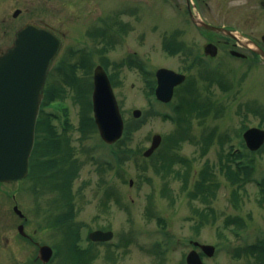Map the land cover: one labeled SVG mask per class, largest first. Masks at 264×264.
Here are the masks:
<instances>
[{
	"label": "rangeland",
	"instance_id": "rangeland-1",
	"mask_svg": "<svg viewBox=\"0 0 264 264\" xmlns=\"http://www.w3.org/2000/svg\"><path fill=\"white\" fill-rule=\"evenodd\" d=\"M248 8L251 20L244 19L240 25L260 37L264 34V12L256 2L248 4ZM18 9L22 13L13 18ZM27 22L49 25L63 35V46L53 62L49 81L63 85L61 73L70 72L67 63H78L82 56L91 58L92 66L79 68L77 76L89 83L93 82L95 67L104 59L109 61L110 73L118 71L119 83L114 91L127 131L131 127L124 144H105L96 129L82 134L81 104L70 86H65L64 102L60 104L67 110L71 127L62 131L58 126L60 122L62 125V117L53 120L57 131L65 132L70 139L73 157L80 166L72 189L75 222L83 225L82 246L89 245L86 237L97 229L113 231L115 239L111 243L119 244L116 248L96 243L92 247L96 255L93 264H185L193 249L191 241L216 248L212 258L204 257L205 264H255V258L235 253L264 239V205L255 181L264 178V147L256 153L247 152L242 138L248 128L264 129V64L252 58L238 60L224 55V51L213 60L207 59L205 35L189 20L184 0H0V52L12 45L15 32ZM166 39L182 44L189 52L168 55L163 48ZM130 61L143 62L154 80L160 68L186 74L187 84L176 91L169 105L161 104L148 96L150 89L144 76L129 66ZM116 64L123 66L117 69ZM205 76L222 80L229 90L207 82ZM191 88L199 101L209 100L213 110L206 117L193 114L188 124L192 141L174 145L172 138L181 131L180 126L164 116L174 115L173 107L180 103L182 95L189 97L187 90ZM136 109L142 112L139 119L133 115ZM47 110L62 116V111ZM210 133L215 136L204 145L203 138ZM157 134L163 137L161 147L150 158L144 157ZM228 138H232L229 143ZM234 145L247 153L248 163H254L251 179L240 188L229 181L222 159ZM161 154H178L190 160L189 190L207 167L214 175L217 188L210 207L216 218L199 230L196 225L200 219L193 209L202 210L207 205L191 200L181 180L173 175L164 179L155 171L154 164ZM43 181L32 177L0 184V264H42L38 260L39 245H60V227L47 228L57 212V195L42 186ZM234 190L238 192L236 203ZM15 205L25 214L26 222L14 212ZM230 217H241L245 225L226 226ZM20 224L25 225L31 241L20 236ZM62 257L60 252L48 264H62Z\"/></svg>",
	"mask_w": 264,
	"mask_h": 264
},
{
	"label": "trees",
	"instance_id": "trees-1",
	"mask_svg": "<svg viewBox=\"0 0 264 264\" xmlns=\"http://www.w3.org/2000/svg\"><path fill=\"white\" fill-rule=\"evenodd\" d=\"M163 47L166 52L175 55L182 50L183 45L166 39ZM91 60V58L84 56L78 63H67L68 71L70 72L65 71L61 73L63 85L55 80L48 81L43 103V106L63 103L66 94L65 86L73 88L75 91L74 98L77 103L81 104L82 110L79 129L84 135L94 129L97 130L92 117L91 94L93 83H89L85 79L78 77L77 70L79 68L90 69L92 66V63H90ZM104 60H102V64L106 68H109V61L107 59ZM122 66L123 64L115 65L117 69L122 68ZM129 66H133L131 68L136 67L141 72L150 89V93L153 94L155 80L152 79V74L145 69V65L139 61H136V63L130 61ZM110 76L114 86H117L119 83L117 80L118 71L112 72ZM187 93H189V97L182 95L180 104L176 107V112L179 115L177 122L181 129L180 133H178L179 135L176 137L179 141H183L186 138L188 124L191 121L192 115L195 113L208 115L211 108L208 104H201L199 99L196 98V93L192 91ZM130 133L131 127L128 126L126 134H129V136H127L125 140L130 137ZM125 140H122L121 144H124ZM209 142L210 138H207L205 143L207 144ZM220 143L223 145L224 141L221 140ZM173 144L178 145L179 142L173 140ZM205 151H207V149ZM74 152L70 144V139L67 137L66 133H59L56 125L53 124L51 116L42 111L37 125L36 146L31 159V177H41L44 180L43 185L48 187L49 191L57 195L55 202L58 203V213L50 218L49 227L53 228L58 226L56 229L60 227V230H62L61 232H63L59 242V249L63 254L62 264H93L96 255L92 247L95 244L90 242L87 237V240L90 242L89 245L82 246L81 230L83 225L74 221L75 209L72 188L80 169L78 160L73 158ZM243 158L244 154L242 153L236 155L225 153L222 156L224 167L227 169L226 176L232 185L239 184L238 188L251 179L252 171H254V163L252 160V164L243 161L237 162V160ZM178 164L182 166L176 169L175 166ZM154 168L158 174H163L164 179H166L167 176L173 175L175 179L181 180L183 189L187 191L191 200H199L202 204L207 205L206 208L202 210L197 208L193 209L194 213L197 214L200 219L199 223L196 225V230L204 226L205 222L216 218V212L210 207V204L215 194L214 188H217V182L214 181L215 177L209 167L201 172L199 180L195 182L192 190H189L191 171V162L189 159L179 156L178 154H161L154 164ZM257 185L261 192L260 201L264 205V180L262 182H257ZM163 195L166 196L167 193L163 191ZM169 198L171 200V196H169ZM233 198L236 203L238 201V192L236 190L233 191ZM171 202L173 203V201ZM230 224H237L242 227L245 225V221L241 217H230L226 221V226H230ZM240 251L241 252L235 253V256L240 257L243 253V255L247 257L255 258V264H264V239L256 244L247 245ZM250 263L249 261L246 264Z\"/></svg>",
	"mask_w": 264,
	"mask_h": 264
},
{
	"label": "water",
	"instance_id": "water-1",
	"mask_svg": "<svg viewBox=\"0 0 264 264\" xmlns=\"http://www.w3.org/2000/svg\"><path fill=\"white\" fill-rule=\"evenodd\" d=\"M20 13L16 11L14 17ZM193 19L205 30L238 37L233 30L213 27L198 16ZM241 43L264 59V51L259 46L246 39ZM210 47L207 52L216 55V51ZM60 49L61 40L51 30L30 23L18 31L12 47L0 56V183L21 181L29 175V161L35 144L44 88L51 64ZM156 76V96L165 103L172 100L175 88L186 80L185 75L166 68L159 69ZM92 100L95 121L102 139L108 144L116 143L124 134L125 124L111 80L101 65L94 72ZM134 116L139 118L141 111H134ZM244 139L249 149L257 151L264 145V130L251 128L244 134ZM161 142L162 136L155 135L151 147L144 155L150 157ZM14 210L24 217L18 206ZM18 230L21 235H26L24 225H20ZM112 237V232L103 231H95L90 235L96 242L108 241ZM195 245L199 246L198 243ZM201 248L209 257L215 254L213 246L202 245ZM52 255L53 250L49 246L40 247L39 258L43 262H49ZM187 264L204 263L200 254L193 250L187 257Z\"/></svg>",
	"mask_w": 264,
	"mask_h": 264
},
{
	"label": "flooded vegetation",
	"instance_id": "flooded-vegetation-1",
	"mask_svg": "<svg viewBox=\"0 0 264 264\" xmlns=\"http://www.w3.org/2000/svg\"><path fill=\"white\" fill-rule=\"evenodd\" d=\"M185 9L189 20L192 25L201 31L207 33L205 36L206 42L204 44V49L208 45L214 46V49L217 51V56L220 55V52L224 51V55L233 56L232 53L238 52L244 55L242 59L247 60L252 58L254 61L264 64L262 57L254 52L251 48L244 46L241 42L244 39L256 44L261 49L264 50V34L260 37L249 34L243 27L240 25L246 22H249L251 18L248 15L249 8L248 4L257 3V6L264 12V0H184ZM236 6H240L235 8ZM216 6L215 10L213 9ZM240 10V12H235ZM198 16L206 23L219 27L227 28L237 31L241 34L240 37L234 38L229 35H224L216 32H207L205 29L199 27L195 22L193 17ZM240 16V18H239ZM246 16V17H244ZM249 24V23H248ZM63 38V35L61 36ZM15 37V34H14ZM234 57V56H233Z\"/></svg>",
	"mask_w": 264,
	"mask_h": 264
}]
</instances>
